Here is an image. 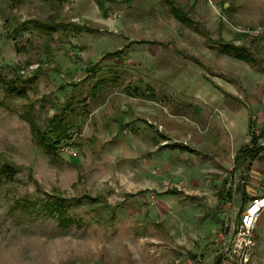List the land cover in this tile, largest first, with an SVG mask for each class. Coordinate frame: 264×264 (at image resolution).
I'll use <instances>...</instances> for the list:
<instances>
[{"label":"rangeland","instance_id":"1","mask_svg":"<svg viewBox=\"0 0 264 264\" xmlns=\"http://www.w3.org/2000/svg\"><path fill=\"white\" fill-rule=\"evenodd\" d=\"M102 5L0 0V264H194L198 243L212 247L218 233H229L228 214L208 232L213 209L192 196L193 180L198 176L215 196L227 171L200 164L226 154L231 161L232 151L249 142L245 131L222 152L215 117L235 126L251 116L254 132L264 130V119L257 121L264 116V0ZM50 20L58 24L53 31L38 28ZM225 46L253 62L223 54ZM207 81L230 94L226 119L194 104L197 96L220 95ZM249 92H256L253 106ZM119 101L143 109L133 119L140 125L135 138L149 150L131 154L129 123L117 135L100 133H114L112 111L92 131L91 111ZM64 108L59 146L54 135L44 144L29 122L44 134ZM157 113L164 132L153 135L145 118ZM63 144L76 157L63 153ZM165 191L171 194L161 196ZM54 195L68 200L57 211Z\"/></svg>","mask_w":264,"mask_h":264},{"label":"crops","instance_id":"2","mask_svg":"<svg viewBox=\"0 0 264 264\" xmlns=\"http://www.w3.org/2000/svg\"><path fill=\"white\" fill-rule=\"evenodd\" d=\"M91 3H94L99 10V7L95 3V1L90 0ZM207 83L215 89L217 92L220 93L218 96H214L212 98L209 97H195L192 98L194 104L200 105L202 109V112L204 113H218L222 117L226 119L228 114H233L231 112L229 103L226 102L231 96L230 94L225 91L221 86H219L217 83L212 81H207ZM72 83L69 82V85ZM206 94L209 95L210 93L206 91ZM249 95L251 96L252 101H255L254 104H256V92H249ZM89 100H86V104L89 103ZM253 104V105H254ZM112 105V107H111ZM135 103L133 101L131 102H115V103H104L102 105H99L95 107L91 113L92 116L90 118L92 122V131L95 130L96 125L99 124V121H103V115H107V112L113 113L114 116H112L110 119L112 121V125H110V128L114 130V133L111 131V133L107 132L104 129L101 130V134L105 135H117V132H119V129L122 125H126L129 127V131H131L132 134H130V137H133L130 142L131 145H133L134 148H131V154L133 152H137L138 150L141 152L143 148L145 150H149L147 145L143 144V146H139L140 143L138 142L137 135L140 134L139 132V123L134 122L133 119H135L140 111L143 109L138 105L134 106ZM155 107H157L159 112H162L165 115V109L162 108L158 104H154ZM251 103V106H253ZM244 106L246 107V104L244 102ZM244 113V112H243ZM241 113V116L243 119H245L243 116L244 114ZM147 114V113H146ZM217 114V115H218ZM240 114V113H238ZM148 115V114H147ZM153 117H146L145 121L147 126L149 127L150 131L153 133V135H160L162 132H164L163 125L164 122L161 120L160 116L161 113L157 114H151ZM157 115V116H156ZM73 116V113H69V117L71 118ZM216 116V115H215ZM217 118V121L212 122V125L217 124V127H220L221 129V135L220 139L216 138L218 143L222 145L221 151H225V153H228V148L231 143H237L243 138L245 131H247V135L249 137L248 144H241L238 145L232 152L231 161H229L228 154H226L225 157L221 158L218 157L215 162L212 161H206L203 164H200L201 167H211L214 166L216 168H223L226 169V174L223 176V179L220 180V189L215 194V196L212 197V195L209 194L208 190L205 188H201L202 181H199L198 176H195L196 179L193 180V185L195 186L196 190L193 192L192 196L196 198H202L204 206L206 209H213V218H212V227L208 230V232H212L216 228H219L220 224L224 220L223 217L225 215H229L230 220V226L234 225L238 222L239 219V212L242 210L245 206V204L256 195H261L264 193V130L255 131L253 130V121L251 116H247L246 119V125H242L241 121L237 125L227 124L225 126L224 122L220 119V116L215 117ZM261 119H264V116L262 113L257 114V121ZM243 119H241L243 122H245ZM178 121V120H177ZM181 125H184L185 123H181V119L178 121ZM109 128V129H110ZM80 131L83 130V128H79ZM85 132V131H84ZM230 132V133H229ZM129 133V132H128ZM89 135H93V132H90ZM132 135V136H131ZM205 136L209 137L213 136V138L216 136L213 134L212 131H208ZM129 137V136H128ZM212 138V139H213ZM173 144H181L183 146L188 145V139H176L171 141ZM138 144V145H136ZM161 147H167L168 144L166 143H160ZM171 149H174L175 147L173 145H168ZM180 151H184V148H179ZM245 150V151H244ZM246 150L248 151L246 153ZM68 156V155H67ZM71 157V156H69ZM245 160L248 159L249 163L247 165L238 162V160ZM215 163V165H214ZM144 167L146 168V163L144 164ZM247 170V181L245 182V170ZM201 180V179H200ZM199 188L202 191V193H199ZM171 194V192L165 191L161 193V196ZM202 203V202H201ZM225 230L223 229V232ZM210 232V233H211ZM254 235H255V242L253 247L250 250V264H264V213L259 216V218L256 221L255 228H254ZM231 239V232L229 230V233H225L221 239L220 242L216 243L214 246H208L207 242H202L201 244L198 243L200 252L198 250H192V254H190V258L193 260L194 264H232L228 258V256L225 253L226 248L229 245ZM202 251V252H201Z\"/></svg>","mask_w":264,"mask_h":264},{"label":"built area","instance_id":"3","mask_svg":"<svg viewBox=\"0 0 264 264\" xmlns=\"http://www.w3.org/2000/svg\"><path fill=\"white\" fill-rule=\"evenodd\" d=\"M68 156L76 157V152L69 144L60 146ZM264 213V193L253 196L239 214L238 222L229 227L231 239L225 250L232 264H250V250L255 242L254 228L257 219ZM222 238L218 233L217 239Z\"/></svg>","mask_w":264,"mask_h":264},{"label":"trees","instance_id":"4","mask_svg":"<svg viewBox=\"0 0 264 264\" xmlns=\"http://www.w3.org/2000/svg\"><path fill=\"white\" fill-rule=\"evenodd\" d=\"M55 1H60V0H55ZM93 1H95L97 6L99 7V9H103L102 0H93ZM104 1L111 2L112 0H103V2ZM125 1L130 2V0H125ZM177 13L180 14V12H177ZM57 25L58 24H55L54 21L50 20L48 23L40 24V26L38 28L42 27L43 29L53 31ZM221 51L223 54L231 56V57H233L239 61H243L246 63H252L253 62V59L250 56H247L246 54L242 53L241 52L242 50L240 48H235V47L233 48V47L225 46V47L221 48ZM95 68H96V65L92 66V68L90 70H95ZM66 115H67L66 114V108H64L61 113L53 115L52 118L49 120V123H50L49 127L50 128L44 134L41 133L42 131L40 129L39 130L36 129V125L32 121L29 122L30 130L33 132L35 137L39 138V140L42 141L46 145L49 144L48 135H54L55 136V142L52 145L59 146V144L62 140V134H61L62 133L61 129L63 127L62 124L66 118ZM43 135H46V136H43ZM247 152L248 151L246 150V153ZM51 199H52L51 203H53L50 205L53 207L51 209V211H57L58 210L55 206L57 203H63V202L68 201V200H65V199L58 197L56 195L51 196Z\"/></svg>","mask_w":264,"mask_h":264}]
</instances>
